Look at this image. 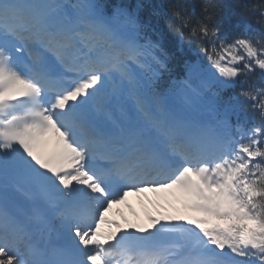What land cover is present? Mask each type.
Returning <instances> with one entry per match:
<instances>
[{
	"label": "snow or ice",
	"instance_id": "obj_1",
	"mask_svg": "<svg viewBox=\"0 0 264 264\" xmlns=\"http://www.w3.org/2000/svg\"><path fill=\"white\" fill-rule=\"evenodd\" d=\"M0 264H264V0H0Z\"/></svg>",
	"mask_w": 264,
	"mask_h": 264
},
{
	"label": "rangeland",
	"instance_id": "obj_2",
	"mask_svg": "<svg viewBox=\"0 0 264 264\" xmlns=\"http://www.w3.org/2000/svg\"><path fill=\"white\" fill-rule=\"evenodd\" d=\"M166 194L167 195H171V194H168V193H166ZM171 197H172V199H174V196L171 195ZM162 200H163L164 203H168V201H171V198L169 196H167V197H163ZM155 206L157 207L158 204H155Z\"/></svg>",
	"mask_w": 264,
	"mask_h": 264
},
{
	"label": "bare ground",
	"instance_id": "obj_3",
	"mask_svg": "<svg viewBox=\"0 0 264 264\" xmlns=\"http://www.w3.org/2000/svg\"><path fill=\"white\" fill-rule=\"evenodd\" d=\"M132 207H134V208H135V212L141 216V214H140V212H139V207H137L136 205H134V206H132ZM137 219H138L139 223H141V220H140L139 216H138ZM128 221H129V220H128ZM122 225H123V224H122ZM129 227H130V226H126L125 228H129ZM123 228H124V227H123Z\"/></svg>",
	"mask_w": 264,
	"mask_h": 264
},
{
	"label": "trees",
	"instance_id": "obj_4",
	"mask_svg": "<svg viewBox=\"0 0 264 264\" xmlns=\"http://www.w3.org/2000/svg\"><path fill=\"white\" fill-rule=\"evenodd\" d=\"M223 2H225V3H232L233 0H223Z\"/></svg>",
	"mask_w": 264,
	"mask_h": 264
}]
</instances>
